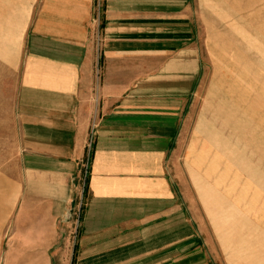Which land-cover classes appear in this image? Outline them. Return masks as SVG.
I'll return each mask as SVG.
<instances>
[{"label":"crops","instance_id":"0c3cea01","mask_svg":"<svg viewBox=\"0 0 264 264\" xmlns=\"http://www.w3.org/2000/svg\"><path fill=\"white\" fill-rule=\"evenodd\" d=\"M198 38L194 0L32 1L13 69L12 230L42 264H219L209 230L223 206L198 144L226 154L189 124L209 64Z\"/></svg>","mask_w":264,"mask_h":264},{"label":"rangeland","instance_id":"374dc122","mask_svg":"<svg viewBox=\"0 0 264 264\" xmlns=\"http://www.w3.org/2000/svg\"><path fill=\"white\" fill-rule=\"evenodd\" d=\"M32 1L0 0V264H31L32 254L42 264L35 257L40 247L12 230L22 189L13 69ZM194 17L209 64L202 65L189 124L207 128L226 154L217 158L214 147L197 142L210 152L202 176L211 207L224 212L212 215L219 226L209 230L210 248L219 264H264V0H194ZM229 154L239 155V168ZM238 222L240 234L233 229Z\"/></svg>","mask_w":264,"mask_h":264},{"label":"built area","instance_id":"2783aa9c","mask_svg":"<svg viewBox=\"0 0 264 264\" xmlns=\"http://www.w3.org/2000/svg\"><path fill=\"white\" fill-rule=\"evenodd\" d=\"M79 210H80L79 208L76 210V214H77V215L79 214ZM77 218H78V217H77Z\"/></svg>","mask_w":264,"mask_h":264}]
</instances>
